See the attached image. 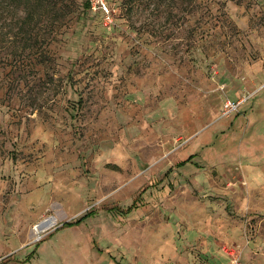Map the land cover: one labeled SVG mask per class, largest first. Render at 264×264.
Segmentation results:
<instances>
[{"label": "rangeland", "instance_id": "obj_1", "mask_svg": "<svg viewBox=\"0 0 264 264\" xmlns=\"http://www.w3.org/2000/svg\"><path fill=\"white\" fill-rule=\"evenodd\" d=\"M104 1L0 0V264H264V0Z\"/></svg>", "mask_w": 264, "mask_h": 264}, {"label": "trees", "instance_id": "obj_2", "mask_svg": "<svg viewBox=\"0 0 264 264\" xmlns=\"http://www.w3.org/2000/svg\"><path fill=\"white\" fill-rule=\"evenodd\" d=\"M10 1L17 7H19V5H23V7L25 8V11H26V22H25V24L23 23V25L27 26L32 20L35 19V16H36L35 10H34V8L32 6L33 5L32 2L35 1V2H37L40 5H44L45 1H47V0H10ZM54 1L56 2V0H54ZM87 3H90V2L88 0H85L84 5H87L90 8V6ZM64 8L65 7L61 6L58 9V13L62 14V16L58 17V19H57L58 21L59 20L61 21L62 19H64L70 13V12H66V15H65L64 14V12H65ZM60 21H59V23H60ZM59 27H61V25ZM80 28H83V27H80ZM194 157H195V155H193L190 158H188V160H184V161L178 163L176 165V167L185 166L186 164L190 163Z\"/></svg>", "mask_w": 264, "mask_h": 264}, {"label": "built area", "instance_id": "obj_3", "mask_svg": "<svg viewBox=\"0 0 264 264\" xmlns=\"http://www.w3.org/2000/svg\"><path fill=\"white\" fill-rule=\"evenodd\" d=\"M89 2L93 10L97 11L98 9H102L108 11V7L104 0H89ZM236 108H237L236 104L232 102H227L225 104V110H224L225 115H229Z\"/></svg>", "mask_w": 264, "mask_h": 264}, {"label": "bare ground", "instance_id": "obj_4", "mask_svg": "<svg viewBox=\"0 0 264 264\" xmlns=\"http://www.w3.org/2000/svg\"><path fill=\"white\" fill-rule=\"evenodd\" d=\"M52 225V221L51 220H46L43 223H41L40 225H38L35 229L39 232V231H44L46 230V228L50 227Z\"/></svg>", "mask_w": 264, "mask_h": 264}, {"label": "water", "instance_id": "obj_5", "mask_svg": "<svg viewBox=\"0 0 264 264\" xmlns=\"http://www.w3.org/2000/svg\"><path fill=\"white\" fill-rule=\"evenodd\" d=\"M43 223V222H42Z\"/></svg>", "mask_w": 264, "mask_h": 264}]
</instances>
